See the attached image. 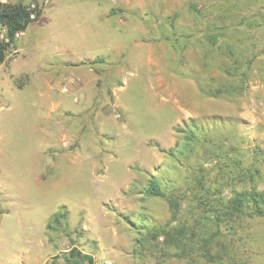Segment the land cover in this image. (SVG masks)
<instances>
[{
    "label": "rangeland",
    "instance_id": "1",
    "mask_svg": "<svg viewBox=\"0 0 264 264\" xmlns=\"http://www.w3.org/2000/svg\"><path fill=\"white\" fill-rule=\"evenodd\" d=\"M44 1L10 58L44 77L0 86V264H66L73 247L96 264H264V218L228 234L206 219L249 188L233 161L264 152V0ZM189 119L213 143L163 170L155 144L177 147ZM153 175L165 198L146 195Z\"/></svg>",
    "mask_w": 264,
    "mask_h": 264
},
{
    "label": "trees",
    "instance_id": "2",
    "mask_svg": "<svg viewBox=\"0 0 264 264\" xmlns=\"http://www.w3.org/2000/svg\"><path fill=\"white\" fill-rule=\"evenodd\" d=\"M30 4H26L23 1L18 3H8L0 1V66L6 62L8 52L15 46V36L19 32H24L28 27L34 23L30 20V13L28 7ZM41 12L38 13V19L41 16ZM37 19V20H38ZM2 32H5L7 41L1 38ZM102 63V60H94L90 64ZM235 90L239 91V87L232 90H226L225 93L233 94ZM233 91V92H232ZM219 93V91L217 92ZM208 126L213 122H207ZM222 125V124H221ZM207 126L204 123L198 122L194 119H189V123L184 125L182 133V142L178 143L177 147L165 150L160 148L158 144L155 147L160 153L166 155V165L163 170L168 171L171 169L174 161H179L184 158L185 155L191 154L195 149V146H205L213 143V140L206 135ZM243 151V150H242ZM240 152L243 155V152ZM228 152L237 156L239 154L238 149L235 146H229ZM254 161L249 165H243L241 161H233V165L239 170V178L241 182L249 183V188L235 191L233 197L230 200L224 202L221 210V214L215 213L212 218H206L217 222V227L220 232L229 233L231 230H235L234 227L229 226L231 217H249V218H264V188H259V182L261 180L260 166L261 161H264V152L257 148L254 152ZM168 180H164V183L160 181L157 176H152L148 182V186L145 189V193L151 197L165 198L166 193L163 190V186L167 185ZM222 204V203H221ZM204 205V202L203 204ZM215 208V206H213ZM216 209V208H215ZM60 218L67 219V213L56 215L49 227L53 224H58ZM228 226V227H227ZM216 235L210 236L209 240H205L207 245L210 244ZM218 260L224 264V256H217ZM66 264H96L94 257L83 253L77 247H73L70 252L64 256ZM232 264H247L245 261L239 260V263L233 258Z\"/></svg>",
    "mask_w": 264,
    "mask_h": 264
},
{
    "label": "crops",
    "instance_id": "3",
    "mask_svg": "<svg viewBox=\"0 0 264 264\" xmlns=\"http://www.w3.org/2000/svg\"><path fill=\"white\" fill-rule=\"evenodd\" d=\"M0 1L8 2V3H18L20 1L25 2L24 0H16V1L0 0ZM26 1H28V0H26ZM36 1H39V0H30L29 2H25V3L26 4H30V3H33V2H36ZM48 1L50 2V0H48ZM45 10H46V8L42 11L41 16L39 17V19L36 22H38L43 17ZM24 35H25V31L22 33L21 37L18 40H16L15 46H14L15 48L13 49L12 53L7 57L6 62L0 66V69H2L5 66L7 67V70L10 68L9 75L4 77L3 81L0 83V86H1V84L6 85V83H8L9 80H12L14 77H24L29 82L31 76H33V75H41L40 77H42L44 75V74L41 73L42 69L39 70V68H38V70L34 71V73H23V72H21V70H22V66L24 65L23 62H25V61H20L18 58L17 59L15 58V59H12V60L10 59L13 54H17L18 56H20L22 58V60L27 58L26 57V51L23 49L22 46L19 45V40ZM41 49L45 50V47L44 48L41 47ZM94 60H96V59H94ZM94 60H91V62H93ZM95 64H91V65L94 66ZM91 71H95V69L92 68L90 70V72ZM73 78H74L75 81L77 80V82H80V83L83 80V78L81 76L78 77L77 75L73 76ZM68 82H70V80ZM51 84H52V82H51Z\"/></svg>",
    "mask_w": 264,
    "mask_h": 264
},
{
    "label": "built area",
    "instance_id": "4",
    "mask_svg": "<svg viewBox=\"0 0 264 264\" xmlns=\"http://www.w3.org/2000/svg\"><path fill=\"white\" fill-rule=\"evenodd\" d=\"M49 1L48 0H45L44 1V4L43 5H48ZM42 10V7H40L39 5L33 3V4H30L29 7H28V11L30 13V20L33 21V22H36L37 19H38V13L41 12ZM23 32H19L16 34L15 36V39H19L21 37ZM1 38L4 39L5 41H7V37L4 36V35H1ZM1 107V105H0Z\"/></svg>",
    "mask_w": 264,
    "mask_h": 264
}]
</instances>
